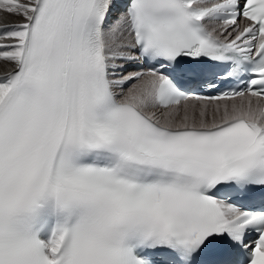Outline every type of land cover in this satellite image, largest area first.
I'll use <instances>...</instances> for the list:
<instances>
[{
  "label": "snow or ice",
  "instance_id": "6c2138e0",
  "mask_svg": "<svg viewBox=\"0 0 264 264\" xmlns=\"http://www.w3.org/2000/svg\"><path fill=\"white\" fill-rule=\"evenodd\" d=\"M0 264H264V0H0Z\"/></svg>",
  "mask_w": 264,
  "mask_h": 264
}]
</instances>
